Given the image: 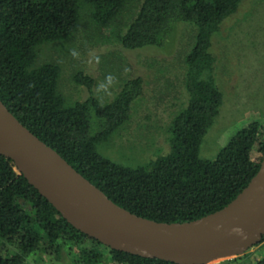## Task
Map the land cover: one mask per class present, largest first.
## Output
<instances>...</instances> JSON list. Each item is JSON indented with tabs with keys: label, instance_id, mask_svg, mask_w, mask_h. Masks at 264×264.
I'll return each instance as SVG.
<instances>
[{
	"label": "trees",
	"instance_id": "trees-1",
	"mask_svg": "<svg viewBox=\"0 0 264 264\" xmlns=\"http://www.w3.org/2000/svg\"><path fill=\"white\" fill-rule=\"evenodd\" d=\"M129 1L0 0V100L17 121L116 205L158 222L195 220L233 200L257 172L264 151V128L251 122L213 159L199 157L201 141L222 102L214 82L211 36L241 0H142L118 35L120 45L133 50L163 45L178 22L195 27L194 43L184 58L187 103L167 127L169 151L142 165H122L98 147L127 121L142 94L140 77L125 80L111 100L100 103L92 96L93 79L78 72L73 80L88 95L68 103L57 90L59 67L34 64L39 45L75 32L83 6L90 8L98 26L106 27ZM258 144L260 156L254 159ZM68 243L77 249L66 264H176L113 250L81 233L27 182L11 159L0 155V264H25L39 252L60 260ZM253 264H264V255Z\"/></svg>",
	"mask_w": 264,
	"mask_h": 264
},
{
	"label": "rangeland",
	"instance_id": "rangeland-1",
	"mask_svg": "<svg viewBox=\"0 0 264 264\" xmlns=\"http://www.w3.org/2000/svg\"><path fill=\"white\" fill-rule=\"evenodd\" d=\"M141 1L130 0L106 27L98 26L91 18L90 8L83 6L75 32L65 39L39 45L34 63L49 62L59 67L57 90L68 103L88 95L87 89L73 80L78 72L93 79L92 96L100 103L111 100L125 80L142 79V94L132 104L127 121L98 145L104 156L130 167L169 151L167 127L172 115L187 103L184 58L195 37L193 25L178 22L161 46L123 48L118 35L124 32ZM210 42L214 82L222 102L201 141L202 159H213L230 137L247 124L256 122L261 131L264 128V0H241ZM258 147L259 144L252 152L254 159L260 156ZM75 249L76 245L68 243L63 259L39 252L25 264H66ZM262 255L264 241L245 256L229 262L224 259L219 264H253Z\"/></svg>",
	"mask_w": 264,
	"mask_h": 264
},
{
	"label": "water",
	"instance_id": "water-1",
	"mask_svg": "<svg viewBox=\"0 0 264 264\" xmlns=\"http://www.w3.org/2000/svg\"><path fill=\"white\" fill-rule=\"evenodd\" d=\"M0 155L13 161L72 227L103 246L176 264L242 256L264 237V151L259 168L227 205L186 222H158L116 205L0 100Z\"/></svg>",
	"mask_w": 264,
	"mask_h": 264
}]
</instances>
